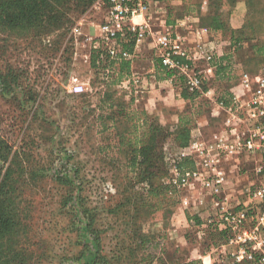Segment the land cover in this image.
Wrapping results in <instances>:
<instances>
[{"label": "trees", "instance_id": "1", "mask_svg": "<svg viewBox=\"0 0 264 264\" xmlns=\"http://www.w3.org/2000/svg\"><path fill=\"white\" fill-rule=\"evenodd\" d=\"M96 0H0V35L12 37H31L41 39L42 43L50 48H55L60 39L63 38L66 30L82 16ZM207 28L209 37L217 46L220 47L222 55L214 60L216 74L214 78L204 81L203 91L211 88L215 83L222 82L223 89L216 95L219 100L227 102L229 100V82L233 77L239 78V64L235 58V53L242 51L248 46L253 48L255 57L249 62L254 68L258 64L264 68V45L257 46L250 43L254 37L255 27L248 24L244 30L239 33H231L229 48L225 53L222 52V41L224 38V27L221 23L213 24ZM133 44L131 38L122 42L120 48L126 44ZM67 47H64V51ZM98 62V63H97ZM104 65L101 66V64ZM117 64L118 72L113 67ZM99 65L104 75L110 72L116 75V79L124 78L128 73L129 63L127 60L110 59L104 49L93 51L90 55V67L95 69ZM249 71V70H248ZM171 79L172 73L166 71ZM250 72V71H249ZM249 74V73H248ZM253 75V74H251ZM181 86V96L187 102H204L205 99L198 94H191L183 86L181 77L173 78ZM215 86V85H214ZM67 95V94H66ZM14 104V111H19L18 125L17 121H6L0 117V264H28L23 243L20 241L26 235L29 228L28 209L22 207L20 199V189L26 183L33 184L36 181L46 177L44 166L38 169L28 170L23 164L25 159V146L23 139L20 145L13 144L8 132L14 130L25 137L32 124L38 125L45 134L53 136L54 120L47 113V107L42 95H38L32 88H27L23 84V77L20 71L14 69L0 68V97ZM73 105L70 109L69 135H74L77 131L76 123L77 103L83 97L80 95L70 96ZM39 98V99H38ZM206 104L210 105L206 100ZM117 105L112 101H105L103 109H115ZM91 111V108H90ZM122 108L119 109V112ZM99 126L102 130L109 127L116 129L120 120L105 116L104 119H110L107 122L101 121ZM21 123V126L19 125ZM191 123V124H190ZM5 125V126H3ZM192 122L189 118L180 117L176 129L165 133L175 146L185 148L190 141V130ZM88 131L91 128V122L85 126ZM131 131L127 133H117V146L125 152L127 157V169L133 178L144 189L139 195H130L129 191L135 186H124L120 192V199L113 205L106 206L102 215L99 207L92 205L82 192L85 185L90 184L88 177L82 173L84 168L78 160V152L69 150L65 146L67 139L58 141L57 147L51 152V156L46 161L49 170V178L61 187V195L58 202L59 214L65 219L63 230L67 234V240L73 247L64 256L69 264H108V261H157L159 264H167L166 261H172L174 255L175 261H180L179 250H169L164 240L166 235L160 231L143 230L147 221H157V214L164 217L165 213L175 205V197L180 192V188L173 183L172 178L167 175V171L162 169L160 162L162 155L157 150V140L162 131L158 122L135 121L129 127ZM134 130V135L128 137ZM137 130L142 131L138 133ZM14 131V132H15ZM159 135V136H158ZM109 146L106 147L108 149ZM179 176L178 184L182 181L184 172L195 170V164L190 158H180L173 164ZM27 171V175H26ZM168 176V177H167ZM165 178V181H155V179ZM64 188V189H63ZM186 220L193 221L197 226L201 225L198 217H189L186 214ZM108 232H111V247L105 250V238ZM206 253L218 243L226 242L227 233L218 229L215 224L206 225L205 234ZM77 249L74 251V249ZM172 256V257H171ZM174 261V260H173ZM184 264H201L200 260H188Z\"/></svg>", "mask_w": 264, "mask_h": 264}, {"label": "rangeland", "instance_id": "2", "mask_svg": "<svg viewBox=\"0 0 264 264\" xmlns=\"http://www.w3.org/2000/svg\"><path fill=\"white\" fill-rule=\"evenodd\" d=\"M110 13L109 0H96L65 31L55 48H50L38 38L0 35V68H11L22 73L24 86L42 95L41 100H44L47 113L54 120L53 125L57 127L53 130L52 137L50 134H45L36 124L31 125L23 138L17 130L8 132L10 141L15 145L23 139L22 144L26 151V162L23 165L28 170L44 166V173H46V177L40 181L33 184L26 183L19 193L22 200L21 206L29 210L30 217L29 228L20 241L23 243V249H26L24 252L28 264H69L70 262L65 261L64 256L71 253L73 247L66 238L67 234L63 230L65 219L59 214L58 208L62 188L49 178L50 172L46 169L47 167L50 169L46 161L61 139H67L65 146L69 150L78 152V160L84 168L82 173L90 180V184L85 185L82 193L92 201V205L99 207L102 215H105L103 209L106 206L113 205L120 199V192L124 186H135L129 191L130 195H139L142 192L141 189L146 187L138 184L133 175L128 172L125 152L117 146V133L131 131L129 127L136 120H153L161 126L162 131L159 133L160 136L158 135L156 147L162 155L160 165L167 171L170 178L175 176L173 164L180 159L179 148L170 138H167L165 133L176 129L177 118L180 117L178 114L186 117L190 108L182 102H172L171 106H163L158 103L156 87L140 92L138 83L129 84L124 78L116 79L113 71L104 75L99 65L95 69L90 67V55L93 51L95 53L103 49L100 38L96 40L90 37L93 33L92 29L97 28L96 26L102 27L108 21ZM65 46L66 51H64ZM257 67L250 72L246 68L241 71L259 74L264 70L261 63ZM229 84L231 88L235 87L238 84L237 76L233 77ZM214 85L216 92L220 93L223 83L217 82ZM75 95L83 97L78 100L76 107L77 131L70 136L68 125L71 111L69 108L73 105L70 96ZM8 100H10L9 96L5 99L0 97V117L6 121H17L16 125H18L19 111H14L13 102ZM105 101H112L117 106L115 109H103ZM120 108H122L121 112H119ZM105 116L121 122L116 129L108 126L107 129L102 130L99 126L100 117H102L101 121L107 122L108 125L110 123V119H104ZM214 118L215 131L220 130L223 121L216 113ZM88 121L91 122V128L87 131L83 126ZM195 124L201 129V139L206 141V120ZM19 125L21 126V123ZM137 132L142 133L140 130ZM133 135L132 129L128 137L132 138ZM107 146H109L108 149H106ZM244 160L245 163L249 161L252 163L256 159ZM243 174L247 175L248 180L238 190L236 189L240 193V198L227 200L231 207L248 204L247 188L264 179L263 176L256 177L250 168ZM251 175L253 178L250 177ZM161 180L165 181V178L155 179L156 182ZM206 205L209 207L208 215H211L213 210L210 209V202H206V188L202 185V180L190 179L180 188V192L175 197V205L165 213L162 220L161 215L157 214L156 217L159 220L145 222L143 226L145 232L164 233L166 235L164 243L169 250L176 248L179 250L180 261H175L177 256L174 255V258L171 256L172 261H166L167 264H184L188 260H198L199 256H206V254L211 256L214 264H260L259 261L236 262L230 258L222 261L223 256L219 254V249L223 245L221 243L206 253L204 238L208 219ZM186 214L189 217H198L201 225H195L192 220L188 222ZM110 236L111 232H108L104 243L106 251L111 247ZM108 262V264H159L157 261L152 263L149 261Z\"/></svg>", "mask_w": 264, "mask_h": 264}, {"label": "built area", "instance_id": "3", "mask_svg": "<svg viewBox=\"0 0 264 264\" xmlns=\"http://www.w3.org/2000/svg\"><path fill=\"white\" fill-rule=\"evenodd\" d=\"M111 13L108 21L100 28V41L110 59L126 60L129 54L120 49L121 43L131 38L134 44L141 43L149 34L145 25L133 23L141 15L144 0H109ZM206 40L198 41L189 49L179 36L164 35L157 39L161 63L172 73L171 79L181 77L183 86L191 94L206 95L214 112L223 121L221 129L207 140H196L186 148L179 149V158H190L195 170L184 172L180 184L175 170L173 183L178 188L186 181L202 180L206 197L213 213L206 225L215 224L227 233L226 242L219 249L222 261H259L264 264V179L246 190L249 203L231 207L221 196L224 179V163L244 159L253 161V173L264 177V70L259 74L239 71L238 84L229 90V100H219L211 88L203 91L204 81L213 69L214 60L220 57L221 49L210 39L209 30L202 29ZM181 57L191 63L182 64L175 58ZM206 63V70L196 65ZM245 162V160H244ZM259 179V178H258Z\"/></svg>", "mask_w": 264, "mask_h": 264}, {"label": "crops", "instance_id": "4", "mask_svg": "<svg viewBox=\"0 0 264 264\" xmlns=\"http://www.w3.org/2000/svg\"><path fill=\"white\" fill-rule=\"evenodd\" d=\"M144 3L142 14L135 16L133 23L145 25L149 30V34L139 44H126L120 48L129 54L128 59H126L129 63V70L124 79L129 84L138 83L137 87L140 92H146L150 88L156 87L155 89L158 90V103L163 106H171L172 102L186 104L185 106L190 108L186 115L192 122L188 146L196 140H202L201 129L195 123H200L204 119L206 120L207 141L214 133L219 131H215L214 128V108L206 104V100L209 101L206 99V95H200L205 99L204 102L198 101L200 99L187 102L181 96L180 84L175 83L166 76L168 73L161 63V52L157 47V39L164 35H176L183 39L184 44L189 49H192L198 41L206 40V35L201 32L202 29L221 23L224 27L222 33L225 34L221 43L222 52L225 53L231 41L230 34L239 33L244 30L245 26L252 24L255 27V34L250 39V43L257 46L264 45V0H144ZM96 27L92 29V34L89 27L87 29L90 31V37L98 40L101 27ZM255 56L253 48L248 46L244 50L235 53L239 69L244 70L246 68L249 71L254 69V66L250 65L252 62L249 61ZM175 59L182 64L191 65L189 61L181 57ZM212 66L213 69L208 74L210 79L214 78V74H216V67ZM196 67L200 71L206 70V63L197 64ZM113 69L118 72L117 64ZM211 90L216 91L214 85ZM204 92H206V88ZM179 116L184 118L181 114H178ZM234 161L224 163L225 166H223L224 179L221 196L224 198H240V193L236 189L238 190L248 180L247 175L243 173L248 171L249 168L253 170L254 164L250 161L246 163L240 160ZM250 177L253 178L252 175ZM206 202H208L207 197ZM208 208L206 205V216H209ZM198 260H201V264H214L213 259L208 254L199 256Z\"/></svg>", "mask_w": 264, "mask_h": 264}]
</instances>
